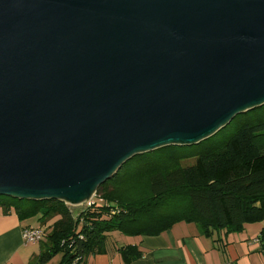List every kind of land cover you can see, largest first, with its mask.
<instances>
[{"label": "water", "instance_id": "95a60500", "mask_svg": "<svg viewBox=\"0 0 264 264\" xmlns=\"http://www.w3.org/2000/svg\"><path fill=\"white\" fill-rule=\"evenodd\" d=\"M263 105L264 0H0V196L81 204Z\"/></svg>", "mask_w": 264, "mask_h": 264}, {"label": "trees", "instance_id": "16d2710c", "mask_svg": "<svg viewBox=\"0 0 264 264\" xmlns=\"http://www.w3.org/2000/svg\"><path fill=\"white\" fill-rule=\"evenodd\" d=\"M12 211L21 221L37 218L48 236L50 250L32 264H47L61 253V264H84L86 257L107 252L113 233L157 237L186 222L210 236L263 222L264 105L237 115L199 144L136 155L78 212L58 199L0 196V212ZM120 252L126 264L141 257L135 245Z\"/></svg>", "mask_w": 264, "mask_h": 264}, {"label": "crops", "instance_id": "0c3cea01", "mask_svg": "<svg viewBox=\"0 0 264 264\" xmlns=\"http://www.w3.org/2000/svg\"><path fill=\"white\" fill-rule=\"evenodd\" d=\"M33 218L21 221L12 211L0 212V264H32L50 248L48 236L42 245L27 243L23 230L32 227L43 230ZM49 233V232H48ZM113 233L107 242V252L90 255L84 264H126L120 248L135 245L141 257L128 264H264V221L247 224L237 232L215 231L206 236L194 223L181 222L157 237L125 239ZM50 250V249H49ZM57 258V263H54ZM63 254L54 256L47 264H61Z\"/></svg>", "mask_w": 264, "mask_h": 264}, {"label": "built area", "instance_id": "2783aa9c", "mask_svg": "<svg viewBox=\"0 0 264 264\" xmlns=\"http://www.w3.org/2000/svg\"><path fill=\"white\" fill-rule=\"evenodd\" d=\"M90 205V203H89ZM46 236V232L42 229L37 228H26L23 230V239L27 243H38L43 240V238ZM82 260L77 259L72 264H81Z\"/></svg>", "mask_w": 264, "mask_h": 264}, {"label": "rangeland", "instance_id": "374dc122", "mask_svg": "<svg viewBox=\"0 0 264 264\" xmlns=\"http://www.w3.org/2000/svg\"><path fill=\"white\" fill-rule=\"evenodd\" d=\"M231 133H229L228 135H230ZM193 162H194V160H190V161H187L186 163H185V165H190V164H193ZM95 192H97V190L95 191ZM94 192V193H95ZM95 195H96V193H95ZM94 194H93V196H95ZM92 200V197H90L87 201H85V202H83V203H81V204H76V205H74V204H70V203H67L70 207H73L74 209H75V212H78V211H80V210H82V209H84V208H86V207H88L89 206V203H90V201ZM28 220H30V219H28ZM27 220V221H28ZM37 221V219H34V222H36ZM125 237V236H124ZM123 237V238H124ZM128 237H125V239H127ZM129 238H131V241H134V239L135 240H139V237H129ZM128 238V239H129ZM130 240V239H129ZM46 242V240H43V243L42 244H44ZM41 243H38V245H42ZM44 251H47V248L46 247H44ZM54 263H57V258H56V260H55V262Z\"/></svg>", "mask_w": 264, "mask_h": 264}, {"label": "bare ground", "instance_id": "6f19581e", "mask_svg": "<svg viewBox=\"0 0 264 264\" xmlns=\"http://www.w3.org/2000/svg\"><path fill=\"white\" fill-rule=\"evenodd\" d=\"M93 199V198H92Z\"/></svg>", "mask_w": 264, "mask_h": 264}]
</instances>
